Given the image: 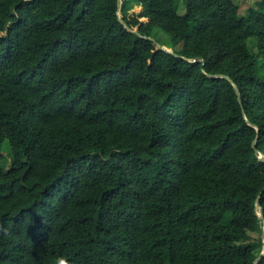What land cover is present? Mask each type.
<instances>
[{
	"label": "trees",
	"instance_id": "trees-1",
	"mask_svg": "<svg viewBox=\"0 0 264 264\" xmlns=\"http://www.w3.org/2000/svg\"><path fill=\"white\" fill-rule=\"evenodd\" d=\"M258 152L264 0H0V264H252Z\"/></svg>",
	"mask_w": 264,
	"mask_h": 264
},
{
	"label": "water",
	"instance_id": "water-1",
	"mask_svg": "<svg viewBox=\"0 0 264 264\" xmlns=\"http://www.w3.org/2000/svg\"><path fill=\"white\" fill-rule=\"evenodd\" d=\"M120 5H121V0H117V6H118V9H120ZM117 16H118V20L123 24V26L129 30V31H133L135 33H137L136 31L134 30H131L129 29L123 22L122 20L120 19V15H119V11L117 12ZM148 39H151L150 37H147ZM155 46L157 47V49H163V47L161 45H159L157 42H155ZM168 52H171L169 50H167ZM209 77H222V78H226L228 79L232 84H233V87H234V90H235V94H236V97H237V101L238 103L240 104V106H242V101H241V96H240V91L239 89L237 88V86L233 83V81L226 75H210L208 74ZM243 112V110H242ZM244 114V112H243ZM245 120H246V123L254 128H256V131H258L257 129V126L256 125H253L249 120L246 119L245 117ZM256 140L257 139H254L253 142H252V148L256 149L255 148V145H256ZM258 159L264 163V154L261 153V152H258ZM264 190V185H263V188L262 190L259 192L257 198H256V201H255V211H256V215L258 216L259 219L261 220H264V216H263V209L262 207L260 206L259 204V195L262 193V191ZM264 222V221H263ZM264 227V226H263ZM264 256V236H263V247H262V250L260 252V254L254 259V261L252 262V264H257L260 259Z\"/></svg>",
	"mask_w": 264,
	"mask_h": 264
},
{
	"label": "rangeland",
	"instance_id": "rangeland-1",
	"mask_svg": "<svg viewBox=\"0 0 264 264\" xmlns=\"http://www.w3.org/2000/svg\"><path fill=\"white\" fill-rule=\"evenodd\" d=\"M233 3L235 5H237L238 7V14L240 16H246L249 12V10L255 6V3L260 1V0H232ZM140 6H134L133 10L134 12H138L140 10ZM177 13L182 15L184 13V7H183V3L180 2L179 5H178V8H177ZM154 38L160 40L163 44H166L167 42V39H168V35L164 32H159V33H156V35L153 36ZM152 37V38H153ZM248 46H249V49L251 51H254L256 52V48H255V40H250L249 43H248Z\"/></svg>",
	"mask_w": 264,
	"mask_h": 264
},
{
	"label": "clouds",
	"instance_id": "clouds-1",
	"mask_svg": "<svg viewBox=\"0 0 264 264\" xmlns=\"http://www.w3.org/2000/svg\"><path fill=\"white\" fill-rule=\"evenodd\" d=\"M59 264H67V262L64 259H60Z\"/></svg>",
	"mask_w": 264,
	"mask_h": 264
}]
</instances>
